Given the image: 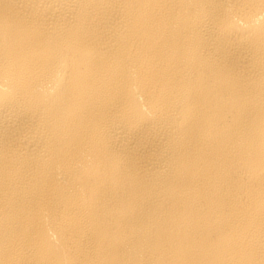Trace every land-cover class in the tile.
<instances>
[{
	"label": "bare ground",
	"instance_id": "obj_1",
	"mask_svg": "<svg viewBox=\"0 0 264 264\" xmlns=\"http://www.w3.org/2000/svg\"><path fill=\"white\" fill-rule=\"evenodd\" d=\"M0 264H264V0H0Z\"/></svg>",
	"mask_w": 264,
	"mask_h": 264
}]
</instances>
